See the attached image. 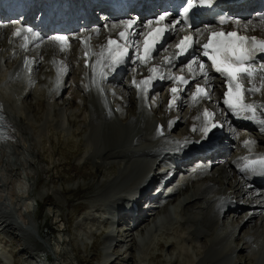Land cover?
Returning <instances> with one entry per match:
<instances>
[{"label": "rangeland", "instance_id": "374dc122", "mask_svg": "<svg viewBox=\"0 0 264 264\" xmlns=\"http://www.w3.org/2000/svg\"><path fill=\"white\" fill-rule=\"evenodd\" d=\"M146 6L149 7L147 4L145 7ZM160 15L161 14L157 17L145 18L140 16L137 22L145 24L144 19L154 18V20H157ZM96 16L97 14H95V17ZM96 19H98L96 21L102 22L99 18ZM128 19L129 21L136 20L131 17L120 19L119 16L116 21L124 22ZM24 20L25 19L20 15L18 16L19 23L22 24ZM45 21L47 20H43L42 22L44 23ZM84 22V20L79 19L81 27L85 25ZM6 23L9 22L6 21ZM243 24H250V22L246 20ZM243 24L242 28L245 27ZM58 26L67 28V30L72 28H69L66 24L64 26L63 20ZM240 26L241 25L237 27L239 28ZM109 28H112V26H109ZM256 28L260 29L257 32L264 37V25H261V27H253V30ZM202 29L203 28L197 29L196 33L200 35L203 31ZM79 32L82 33V30H79ZM31 33H33L32 30ZM45 33L46 34H42L44 35V40L50 39L51 41L52 38H57L56 35H48L50 33L52 34V32ZM69 33L70 35L73 34L71 30ZM63 34L57 35L67 39V35ZM250 34L255 36V33ZM30 36H32V34ZM139 37L140 36L136 39L138 40ZM8 39L9 33L1 35L0 51L3 49L6 50L10 46L8 45ZM20 39L22 38H15L14 41H19ZM139 40L141 43V38ZM16 43L18 46L19 43L25 44L23 42H14V44ZM76 44L82 45L81 41H76ZM173 44L174 42L170 46ZM38 46V44L31 46L27 48V50L25 49L21 54L19 47H14L10 55L13 59H2L4 69H7L6 73H16V83L14 82L11 85V83L9 84L6 82L1 87L3 94L1 95L0 93V104L2 103L1 107L9 114L7 117H9L11 122H13V124L15 123L17 127L15 137L17 138V142L12 145L4 146L0 152V264H264V208H257L261 199L252 197L253 206H250L245 196H241L239 199L237 197L240 204L236 207L234 212L236 213L238 211V214L244 213L248 214V216L256 213V217L250 223L242 227V230L241 225L245 221V217L237 219L233 218L232 215L228 217L227 214L222 217V219L220 218L217 228H220L223 234L214 242H210V238L208 239V237H205V235L210 236L212 234V231L209 230L207 226L208 222H199L197 223L199 226L197 224L183 225L184 223H182L191 218V216L193 217L191 212H194L191 209L184 210V205L186 203L185 199L193 194L192 189L196 188V186L203 188L215 182L214 179H216V176L213 175L214 168H218L222 172L224 171L225 174H229L230 178L225 179L221 185L219 183V185H217L218 187L213 191H218L220 193L221 190L224 191L225 189V191H229L228 194H230L233 192L232 187L237 184V179L241 182L244 181L240 175L234 171L237 164L236 161L233 163L232 159L236 157L234 155L239 150L236 148L239 142L236 143L237 140L234 139H241L240 145L242 146V135L230 133L234 139L223 138V140H225L224 145H222V143L220 150L213 156H210L215 159L213 162L215 161L216 164L212 163V166L210 162L205 163L203 160L205 163L204 167L200 170H193L202 173L206 171V177L209 178L206 179V181L205 179L200 180V182L195 181L192 183L193 186L190 182L186 181L187 179L181 181V175L176 173L177 170H181L178 167L169 178V187L166 185L168 187L166 192L173 188H177L179 192L171 199H165L164 196L160 195V192L158 193L156 191L145 198L141 202L142 214H144L143 218H148L150 222L142 233L135 232L134 238L127 237L124 231L127 230L128 227H134L135 223L131 220L118 219L115 221L114 219L116 218L115 211L123 205V200L127 197L125 194L128 193V189L134 190L137 188V185H134L140 182L139 180L137 181V178L140 177L139 174L144 172V170L150 169L151 162L153 163L154 161V163H156L160 155L164 154L166 151L167 153L173 151L175 155L178 152L181 153V150H158L151 158L149 156L139 157L137 155L136 157H129V159L123 157L115 160L118 162L112 163V161H110L111 159L106 156L104 157L102 153L100 156L104 158H90L93 153H91V149H94V146H97V142L100 140L104 141L113 138L112 140H116L117 143L120 142L118 146L121 148H126L127 150H140L150 145V142L146 141L144 142L145 144L137 142L139 137L138 131L145 130V128L150 127L154 122L161 123L166 121L170 124L173 120L172 130L168 129L165 131L166 135L161 140H167L166 146L173 147L175 145L177 148V144H179L178 139L180 136H183V134H189V128H193V130L192 135H190L187 140L193 141V138H195V141H198L199 139L197 140L196 138L204 135V132H194V128H196L194 125L196 124L198 127L201 123L203 128V121H205L206 116L198 111L199 108H188V106H186L187 98L181 102V113H179L178 110H174L171 114L167 115L164 105L166 104L165 99L162 100V103L159 99V94L163 96L166 92L165 89L162 90L165 85L155 90L153 88L154 85L159 83H152V93H149L151 90L148 91V94L145 96L146 98L142 99L139 95L140 91L138 87L135 88L134 86V81L138 80L140 82L148 78L149 74L146 71L151 67H149L150 64H148L147 69L143 70L144 74L140 77V72L136 70V68H139V65L136 63L134 64L137 57L133 58L131 62L133 65L131 68L135 69L133 73L134 79L130 78L132 77L133 70H127L126 74L123 75V73H120L116 79L111 80L114 82L105 84V82L99 80V77L95 74H88L87 78H82V73L86 74L83 72L85 67L82 66L83 64L77 59L75 62L71 60L72 58L75 59V55L73 56L75 50L71 53L72 55L67 54V57V55H59L60 53L55 54L52 45L45 44V48L42 51L37 48ZM168 46H162L160 50L164 47L165 51L160 52L159 50L157 54H155L158 50V48H156V50L152 52L151 58L154 60L157 59L158 61L161 59L164 60L165 57L169 56L165 55L168 54L169 51L171 52V48ZM83 49L86 51L87 47L83 46ZM138 53L140 52L138 51ZM76 54L78 55V53ZM154 54L155 57L153 58ZM196 54L197 53H195L194 59L196 58ZM39 57L40 60L37 63ZM89 59L93 62V57ZM59 60L63 64H61ZM85 60L86 59H83L82 63ZM70 61L72 62L71 65L73 69L69 67L72 75L67 83L71 85L72 79V87L70 86L67 92H62V95L60 94V90H58V92H56V94H58L57 98L48 96V91H43L44 85L47 83L46 77L50 76V71L54 72L55 68L58 70L66 69L68 67L66 62ZM181 61L182 59L179 62ZM193 61L194 60H189L185 64L186 70L192 74L194 70H190L189 66L192 65ZM179 62L175 63V65ZM160 63L156 64L155 62V65L159 66ZM33 65L37 70H32ZM99 65L104 69L102 61ZM199 66L200 63H194L193 65L194 68L201 71ZM19 68H22L23 71L21 74H23V76L19 75ZM179 68L180 66L177 65L169 72L174 74ZM89 69H91L90 66ZM87 70L85 69V71ZM206 70L207 69L204 68L202 73ZM159 72L161 74L162 71ZM196 73L198 72L196 71ZM1 74L2 73H0V75ZM113 74L115 75L116 72ZM122 75L123 77L120 78ZM203 75L201 76V74H199L197 79L200 80ZM76 78L79 80L84 79V84L88 83V85H86L87 87L85 86L84 88L86 91H83L87 93L86 99H89V96L91 99L95 97L94 109L97 107V110L100 109L103 112L108 110L107 113L111 111L110 113L112 114L109 113L108 116L106 114V120L103 118L101 119L99 116L91 118V113L88 112L90 111L89 108L78 110L79 106L72 103L74 97L70 98L69 96L73 93V95L77 97L78 95L76 94H79V91L74 87ZM6 79L5 77V80ZM30 79L32 81L31 84L28 83ZM104 81L106 80L104 79ZM168 81L170 82L171 80ZM249 82L247 85H249ZM263 83L264 81H256L255 85L261 84L264 86ZM126 84L127 86L130 85L128 88L129 91L126 89ZM23 87L24 89L29 88L32 93L29 96L21 97L20 93H22ZM90 89L91 91L88 92ZM210 90L212 91L210 98L207 102L205 101L206 103H203L208 112L210 114L212 113L211 115L216 119V117H221L220 111L216 113L214 109L215 104H217L216 97L218 96V92L214 88ZM262 90L264 91V88ZM17 92L20 96L16 94ZM127 92H134V96L130 94V98H133V101L135 100L132 107H127V104L122 102L128 98ZM261 92L260 90L258 95H261ZM262 99H264V97ZM38 100L44 104V109H42V111L37 110ZM118 100H121V103ZM252 100L249 99L248 101L246 99V101H244L250 103ZM201 101L202 99L200 102ZM183 105L185 106L183 107ZM116 108H119L117 113L115 112L117 111ZM113 109L116 110L112 112ZM190 109H192V111ZM194 110L198 112L195 113V115L192 114L195 112ZM256 112L259 113L257 108ZM200 115L202 118H200ZM146 116L150 121L148 120V123L145 122L146 124H144V121H147ZM225 117L228 118V115ZM226 118L222 121H226ZM253 119H251V122H253ZM257 121L262 123L264 120L257 118ZM223 122H221L220 125H223ZM93 125L94 127H92ZM228 125V127H231L230 123H228ZM258 127L259 125L256 126V129ZM95 128H97L99 133H92ZM251 128L252 124L250 123V127L246 129H249V131L253 130ZM246 129L240 125L238 129H235V132H243L248 136L249 131ZM263 129L264 125L254 132L255 136L252 135V133L250 134L252 137L249 135L248 138H256L257 132L260 133ZM90 130H92V132ZM103 135H105L104 138ZM261 135H263L262 138L255 139V143H264V133ZM201 140L210 141L212 140V136ZM90 141L91 143L94 142L91 145L92 148L87 150L88 148L86 147H90V145H86H88L87 143L91 144ZM195 141L191 142L190 145L198 149L197 143L199 141ZM175 142H177V144H175ZM263 143H260L258 147L255 145H247V149L250 147L254 149V152L259 153L258 148L263 151ZM216 144L217 143H215L214 146ZM78 148L82 150L79 153L77 152ZM85 151H88V155L83 154ZM219 152H221L220 155L222 156H217ZM240 154L241 152L239 155ZM168 156L169 155L165 156V154L162 155L163 161H161L159 166L156 165L160 172H165L166 168H169L172 164L173 161L170 160ZM122 159H124L123 161L125 163L119 161ZM192 160L191 158L189 161L191 162ZM83 162L85 163L83 164ZM96 167H102L104 170H107L108 174L106 176L102 174L100 177H97V179H85L86 175L94 172ZM143 167L144 169L142 170ZM209 171H211V174ZM168 176V174H164L161 178L157 177L155 182L156 188L161 186L163 178H167ZM244 183L240 184V189L238 192L236 191L238 196L239 194L243 195L242 192L246 190V186L248 187L247 182L244 181ZM243 185H245V187ZM88 186H90L91 189H87ZM182 186H185V188L180 190L179 188ZM149 188L155 190L153 185H150ZM118 190L119 193L123 194L122 197H119L121 201L120 204H118L120 201L118 202L115 200V194L118 193ZM250 191L254 193L255 189H251ZM78 193L80 195H78ZM167 194H169V192ZM157 202L160 205L156 209L157 215L153 216V212H151L153 211L152 206ZM126 204L124 207L128 208L129 203ZM161 205L162 207H160ZM225 206L227 205L222 204L221 209H224ZM234 212L233 214H235ZM195 214L197 213L194 212V215ZM209 214L213 216L214 213ZM201 216L202 215H199L200 218L204 216L203 218L206 219L205 215ZM207 217L209 221V216ZM229 225H232L233 228L237 227V230L235 229L236 232L234 230H228L227 227ZM5 226L6 228H4ZM195 228L200 230L198 239H193L194 235L191 234ZM108 235H112V243L110 242V244ZM160 244L163 245L162 248L159 246ZM232 248H234V250H232ZM213 250L216 255H214ZM157 255H160V258H157Z\"/></svg>", "mask_w": 264, "mask_h": 264}, {"label": "bare ground", "instance_id": "6f19581e", "mask_svg": "<svg viewBox=\"0 0 264 264\" xmlns=\"http://www.w3.org/2000/svg\"><path fill=\"white\" fill-rule=\"evenodd\" d=\"M24 0H0V37H1V35L2 34H6V33H9V44L8 45H10L6 50H2V51H0V73H2L1 75H0V93H1V95L3 94V91H1V87L7 82V83H11V85H12V83H14L15 82V75H16V73H6V71H7V69H4V66H3V64H2V59L3 58H6V59H13L10 55H11V51H13L14 50V47H19V51H20V54L26 49L27 50V48H30L31 46H34V45H36V44H38L39 46L37 47L40 51H42L44 48H45V44H48V45H52V47H53V50H54V53L56 54V53H60L59 55H67V54H70V55H72L71 53L72 52H74V50H75V54H73V56L74 55H76V53H78V55H80L79 57H78V59L82 62L83 61V54L85 53V52H89V51H92L93 52V55L91 56V57H93V62H92V65L90 66V71L89 70H87V71H85V69H84V71L83 72H88V73H93V74H95V75H97V77H99L98 79L99 80H101L102 82H104V77L106 76V75H108L109 74V72H113V70H117V67L118 66H116V65H114V56L115 55H113V54H110V55H106V56H104L103 55V49H105L106 48V46L108 45V40L109 39H112V37H118V33L120 32V31H122V30H124V24H126V23H123V22H120V21H116V19L119 17V16H122V14H116V13H109V15H108V17L106 18L105 17V21L104 22H102V23H96L95 22V24L97 25V26H92V23H90V21H89V19H88V17H86V19H87V21H88V23H87V27H85V28H90V27H96V28H94V29H91V30H89V29H84V28H81V27H79V25H76V26H73L70 30L72 31V35H70V34H67L68 32H67V28H63V27H60V26H58L59 24H60V22L63 20V16H64V14H58V16H59V19L58 20H55V22H54V17H50V20L49 21H45L44 23H45V25H44V27H42L41 29L42 30H40V32L37 34V38L36 39H33V37L32 36H30V37H28L27 39H28V41H25L24 43V45L23 44H21V43H19V46H18V44L16 43V44H14V42H18V41H14V39H13V34H14V31H15V27H18V26H20L19 24H16V25H13V23L12 24H7L6 23V21L7 22H9V19H11V18H13V17H16V15L18 14V12L20 13V12H22L23 13V11L24 10H22V6H24L23 4H22V2H23ZM29 1H32V0H29ZM60 1V2H59ZM92 1H95V2H97L98 4H102V1L103 0H92ZM151 1H154V0H151ZM104 2V1H103ZM145 2H146V0H139V2H138V0H135V2H134V4L131 6V8H130V11L131 10H135V11H139V15L142 17V18H145V17H153V15H152V12H153V6H150L149 5V7L148 6H146L145 7V5H142L141 6V8L144 10V9H146V8H148L146 11L144 10H140V4H145ZM263 2V1H262ZM24 3V2H23ZM92 2H90V0H86L85 1V5H90ZM116 3V2H115ZM19 4V5H18ZM22 4V6L20 7V5ZM30 4H34V1L33 2H31ZM61 4H62V0H54L53 1V5H52V7L54 8V7H58V8H60V7H62L61 6ZM106 4V3H105ZM157 5H158V3H157ZM159 7H161V5H159ZM6 8H8V9H10V11H9V13L8 14H6V13H4L3 11H5V10H7ZM28 8H32V5H28L27 6V9ZM162 8V7H161ZM229 8H231V7H229ZM155 9V8H154ZM227 10H228V8H226ZM96 10H101L99 7L96 9ZM152 10V11H151ZM79 10L78 9H74V13H75V17H77V12H78ZM102 12H104V11H107V10H101ZM7 12V11H6ZM34 12H35V10H34ZM32 13V12H30V14H29V16H30V18H29V21L27 22V24H25L26 26H24V24L23 25H21L20 27L23 29V34L25 33V32H27V30H28V27L29 28H32L33 27V29H36V26H35V24H31V20H32V16H34V15H36V13ZM91 12H94L93 10H87V11H84V13L86 14V15H92V13ZM44 13H45V11H39L38 12V15H36L37 17L39 16V15H44ZM127 13V12H126ZM125 13V14H126ZM26 14V12H24L23 13V15H25ZM84 14V15H85ZM93 14H95V13H93ZM161 15H166V19L163 21V23H168L170 20L172 21V19H173V21H177V22H179V23H177V26H176V28L173 30V33H174V35L175 34H177V33H179V31H180V28L182 27V24H181V22L179 21V19H174L173 17H172V15L171 14H169L168 12H166V13H164V14H162V13H160ZM160 15V16H161ZM159 16V17H160ZM102 18H104V16H102ZM158 19V18H157ZM40 20H46L45 18H43V19H41L40 18ZM35 21V20H34ZM64 21V20H63ZM152 22H154V19L153 20H151V19H148L147 20V22L145 23V24H140V23H135V24H132V26H131V28L129 29V31H130V33H131V38L132 39H130V41L131 40H134V39H136L138 36H141V39H142V37L148 32V30H149V25L152 23ZM36 23H38V22H36ZM113 25L114 24V27H112V28H106V27H108V26H110V25ZM250 24H252V25H250ZM250 24H246V25H244L245 27L244 28H242V25L239 27L240 29V31H242V32H244L245 34H248V35H251V36H253V37H255L253 34H250L248 31H249V29H251V27H252V29H253V27H257V26H260L261 27V25H264V24H262V23H260V22H254V23H250ZM118 28V30H116L115 32H114V29H117ZM14 29V30H13ZM38 29V28H37ZM237 29V28H236ZM257 29V28H256ZM58 30H60V31H58ZM79 30H82V33H80L79 32ZM25 31V32H24ZM45 32H62V33H64V34H66L67 36V39H66V41L67 42H69V43H71V45H69L68 43V45H69V47H68V45L67 44H62V43H60V41H58L57 39H55V38H52L51 39V41H50V39L49 40H44V35H42V34H46ZM142 32V33H141ZM61 34V33H60ZM88 36H90V37H88ZM93 36V37H92ZM79 37H82V40H81V43H82V45H77L76 44V41H78V39H79ZM179 38V37H178ZM178 38H176L175 39V43L172 45V46H170V48H171V54H174V56L171 58V63H168V62H165V59L163 60V59H161L160 60V65L158 66V65H155V66H153V67H155L156 69H158V68H161V67H164L165 68V70H168V68L166 67V65H168L169 67H172V66H174L175 65V63H177V62H179L181 59L179 58V54L176 52V51H174V50H172V47L173 46H175V44H176V42L178 41ZM256 38H259V39H264V37L262 36V35H258V36H256ZM107 40V42L105 43V41ZM105 43V44H104ZM72 45H74V46H72ZM104 45H105V47H104ZM83 46H86L87 47V50L86 51H84V49H83ZM160 46V45H159ZM159 48V47H158ZM18 49V48H17ZM77 50V51H76ZM80 52V53H79ZM200 51H196V58H195V63L196 64H198V63H200V64H203L204 65V68L205 69H207L204 73H209L207 76H209V77H206L205 78V81H206V84H207V86L209 87V89H211V88H214V89H216L217 90V92H218V96L216 97V103H217V108L218 109H221L222 111H225V112H227V113H229V111L226 109V106H228L224 101H225V99H224V96H223V89H222V81L220 80V79H223L221 76H218V77H215L214 75H212L210 72H209V69L206 67V65L204 64V63H202V61H201V58H200V53H199ZM18 53V52H17ZM7 54V55H6ZM140 54H142V53H140ZM169 54V53H168ZM168 54H166V55H168ZM126 55V54H125ZM165 55V56H166ZM14 56H15V54H14ZM100 56V57H99ZM67 57H68V55H67ZM150 59H152V58H150ZM148 60V61H151V60ZM39 60H40V57H39V59L37 60V63L39 62ZM58 60V59H57ZM76 60V59H75ZM153 60V59H152ZM43 61V60H42ZM60 61V60H59ZM79 61V62H80ZM101 61L103 62V64H104V69H103V67L101 68V66L99 65V63H101ZM58 62V61H57ZM61 62V61H60ZM106 64H105V63ZM112 64H111V63ZM36 63V62H35ZM36 63V64H37ZM59 63V62H58ZM67 63V62H66ZM126 63V61L123 63V64H125ZM137 64V65H142L143 63H141V61H140V59H136L135 61H134V64ZM43 64V63H42ZM61 64H63L62 62H61ZM72 64V62L70 61L69 62V65H71ZM151 64V63H150ZM30 65H31V62H30ZM39 66V65H38ZM150 67V66H149ZM153 67H151V68H153ZM33 69V71H35V70H37V69H35V67H34V65H33V67H32ZM59 68H61V67H59ZM20 69V68H19ZM56 69V68H55ZM69 68H66V69H64V70H62L61 72H58V71H54L53 72V76L52 77H55V78H60L61 76H67V80H66V83H65V90H66V92H67V90L70 88V86L72 87V79H71V85H68V83H67V81H68V79H70V77H71V75H72V73H71V69H69ZM140 70V71H143V70H146L147 69V67H145V68H137L136 70ZM149 69L150 68H148L147 69V73L149 74V76H152L153 78H152V80H151V83H150V85H153L152 83L154 82V80L156 79V75H155V73H152V72H150L149 71ZM190 69V68H189ZM130 70H133V72H132V77H130V78H133V73L135 72V69L134 68H131ZM23 70H22V68L20 69V71L18 72L19 73V75H22L23 76V74H21V72H22ZM121 73H123V69H122V72ZM204 73H202V71H198V73H196L195 75H193L192 76V74L190 75L191 77H196V79L198 78V75L199 74H201V76L204 74ZM120 74V73H119ZM11 75V76H10ZM80 75H81V73H80ZM88 74H83L82 73V78L83 77H85V78H87L88 76H87ZM205 75V74H204ZM25 76V75H24ZM119 75H112V76H110L109 75V77H108V79L107 80H109L110 81V83L111 82H114V81H111V80H114V79H116L117 77H118ZM5 77L7 78L6 80H5ZM49 77V76H48ZM123 77V75L120 77V78H122ZM120 78H118V79H120ZM171 78L172 77H170V76H168L167 77V79L168 80H171ZM175 78V77H174ZM173 78V80H175ZM26 79V78H25ZM48 78L46 77V80H47ZM134 79V78H133ZM147 78H145L144 80H146ZM84 80V79H83ZM83 80H79L78 78H76L75 79V85H74V87H75V89H77L78 91H79V94H76V95H78L77 97H75L74 95H73V93H72V95L71 96H69L70 98L71 97H74L73 99H72V103H74V104H76L77 106H79V108H78V110L79 109H83V108H89V110L90 111H88L87 109H85L86 111H88L89 113H91V118L92 117H94L95 118V116H99L101 119L103 118V119H105L106 120V114H107V116H108V114L111 112V111H109V113H107L108 112V110L107 111H101L100 109H98L97 110V107L94 109V107H95V97H92V99H91V97L89 96V99L87 98L86 99V92H84L83 90H85L84 88H85V84H84V82H83ZM176 81V80H175ZM249 81H251V79H247V81H246V83L248 84V82ZM253 81H254V83L256 84V81L253 79ZM53 82H54V80L52 81H50V84H48V82L44 85V90L43 91H49V89H50V86L53 84ZM16 83V82H15ZM28 83H32V81H31V79L28 81ZM140 82L138 81V80H136V82H135V88L137 87L136 85L137 84H139ZM128 84V83H127ZM127 84H126V89L128 90V88H129V85L127 86ZM159 85V84H158ZM158 85L156 84V85H154L153 86V88H154V90L156 89V88H158ZM27 86V85H26ZM160 86V85H159ZM56 87V86H55ZM59 87H61V85H57V88H59ZM87 87V86H86ZM19 89V88H18ZM24 87L22 88V93H20L21 94V97L23 96V97H25V96H29L31 93H32V91L28 88H25L24 90ZM72 89V88H71ZM30 90V91H29ZM254 90V89H253ZM46 91V92H47ZM86 91V90H85ZM129 91V90H128ZM252 90H250V92H251ZM107 92H109V91H107ZM110 93H112V92H110ZM128 93V98L126 99V100H124V101H122V102H124V103H126L127 104V107H132L133 106V103H134V101H133V98L131 99L130 98V94H131V96H134V92H127ZM17 95H18V92L16 93ZM146 94H148V92H147V88L145 89V87L143 86V85H141V89H140V93H139V95L143 98V97H145L146 96ZM0 95V96H1ZM9 95V94H8ZM8 95H6V96H8ZM57 95L58 94H53L52 96L53 97H55V98H57ZM112 95V94H111ZM166 95H167V97H166ZM18 96H20V95H18ZM116 96V95H115ZM136 96V95H135ZM139 96V97H140ZM169 96H171V95H169ZM166 97V98H165ZM112 98V97H111ZM165 98V100L168 98V90H166V92L164 93V95L162 96V94L160 95L159 94V99L161 100V103H162V100ZM116 99V98H115ZM134 99H135V97H134ZM145 99V98H144ZM251 99V98H250ZM70 100V99H69ZM89 100V101H88ZM113 100V99H112ZM111 100V101H112ZM159 100V101H160ZM252 100V99H251ZM261 99H259L258 98V100L257 101H255V100H252L250 103H247V102H245L244 101V99H243V102L241 103V104H245V105H251L252 107H253V109H254V111H243V110H241L240 108H237V109H235V111H239L240 112V114L241 115H244V114H248L249 115V117H247V116H245L244 115V118L245 119H247V120H251V119H253V118H255L256 117V114H258V112H256V108H257V110L259 111V113H263L264 114V101H260ZM114 101V100H113ZM116 101V100H115ZM120 103H121V100H118ZM156 101V100H155ZM176 101V100H175ZM143 102V101H142ZM166 102H167V100H166ZM207 102V101H206ZM206 102H204V103H206ZM136 103V102H135ZM260 103H262V105L260 104ZM114 104V103H113ZM143 104V103H142ZM2 105V103L0 104V106ZM137 105H138V103H137ZM136 105V106H137ZM140 105V104H139ZM165 105V104H164ZM37 106H38V111H42V109H44V104H43V102H41L40 100H38V102H37ZM114 106H115V104H114ZM122 106V105H121ZM161 106V105H160ZM138 107H140V106H138ZM165 112L167 113V115L168 114H171L173 111H174V108L172 107V108H169V107H167L166 105H165ZM117 109V108H116ZM116 109H113V111L112 112H114ZM205 109H207L206 107H205V105H203V107L202 108H199L198 109V111H200V112H202V115H204V110ZM95 110H97V111H95ZM105 110V109H104ZM118 110H119V108L117 109V111H115L116 113L118 112ZM191 111H192V109H190ZM194 111H196V110H194ZM4 113L5 114H7L5 111H4ZM110 114H112V113H110ZM224 114H226V113H224ZM9 114H7V116H8ZM227 115V114H226ZM110 116V115H109ZM252 116V117H251ZM111 117V116H110ZM229 117H230V120H234L233 118L231 119V116L229 115ZM98 118V117H97ZM146 118H147V121H144V124H146V123H148V117L146 116ZM257 118H259V117H257ZM108 120V119H107ZM173 120V119H172ZM93 121H94V119H93ZM127 121V120H126ZM150 121V120H149ZM146 122V123H145ZM173 122H174V120L173 121H171L170 122V124L168 123V122H166V121H164V122H161V124L160 123H158V122H154L150 127H147V126H145V127H147V128H145V130H141V131H138V135H139V137H138V139H137V142H139L140 144H143L144 142H146V141H148V142H150V145H148V146H146V147H143V148H141L140 150H131V149H126V148H121V147H119L118 146V143H120V142H116V140L114 141V140H112L113 138H111V139H109V140H100L99 142H97L98 143V145L97 146H94L95 148L94 149H91L92 148V144H93V142L91 143V141H90V143L91 144H89V143H87L88 145H86V146H89L90 145V147H86V148H88L87 150H90L91 149V153H92V155L90 156V158H92V157H98V158H104L105 156L107 157V158H110L111 160L110 161H112V163H116V162H118V161H115V160H118V159H120V158H125V157H127L128 159H129V157H136L137 155L140 157H142V156H146V157H150L151 158V156L152 155H154V154H156V152L159 150L158 149V147L157 146H155V145H157L156 143L158 142V141H156V139L158 138V134L159 135H161V131L163 132V131H167L168 129L169 130H172L171 129V126H172V124H173ZM201 122H202V119H201ZM12 123V122H11ZM76 123V122H75ZM234 123V122H233ZM246 123L247 124H244V126H242L244 129H246V128H249L250 127V123L248 122V121H246ZM264 125V122H262V123H260V125H259V127H263V125ZM203 128H202V124L200 123L199 124V126L197 127V125L195 124L194 126L196 127V128H194V132L195 131H200V132H205L206 130L205 129H207V126H206V123H205V121H203ZM230 125H231V127H232V124L230 123ZM87 126V125H86ZM117 126V125H116ZM16 126H15V123H14V128H15ZM92 127H94V125L92 126ZM102 127H104V126H102ZM105 127H107V126H105ZM112 127V126H111ZM110 128V127H109ZM109 128H107V129H109ZM117 128V127H116ZM16 129H17V127H16ZM92 129V128H91ZM106 129V130H107ZM113 129V128H112ZM110 130V129H109ZM114 130V129H113ZM189 134H183V136H180V138H179V144H178V146H177V148L176 149H174L173 147H175V145L173 146V147H169V148H165V149H162L161 151H165V150H177V151H180L181 150V153H177V158L178 159H176L175 158V160H176V162L177 163H179V162H181V160L182 159H185V158H187L186 156H185V153L186 152H190V151H193V150H196L195 148H193V147H191V142H193L192 140H187L188 139V137H190V135H192V130H193V128H189ZM17 131V130H16ZM91 132H92V130H90ZM108 131V130H107ZM236 130H233L232 132H230L231 134H234V133H238V134H240V135H242L243 136V138H242V142L244 141L245 142V140H247V139H249L248 138V136H247V134L246 133H243V132H235ZM263 131H264V129H263ZM262 131V132H263ZM90 132V133H91ZM98 131H97V128H95L94 130H93V134H96ZM99 133V132H98ZM101 133V132H100ZM119 133V132H118ZM134 133H135V131H134ZM103 134V133H102ZM105 134H106V132H105ZM108 134H109V132H108ZM117 134V133H116ZM115 134V135H116ZM133 134V133H132ZM156 134V135H155ZM182 134V133H181ZM180 134V135H181ZM137 135V134H136ZM104 136L105 135H103V138H104ZM118 136L120 137V135L118 134ZM134 136V135H133ZM90 137V136H89ZM112 137V136H111ZM102 138V137H101ZM107 138H110V137H107ZM115 138V137H114ZM117 138V137H116ZM137 138V137H136ZM120 139V138H119ZM96 140H98V139H96ZM118 140V139H117ZM121 140V139H120ZM131 140V139H130ZM136 140V139H135ZM15 141L17 142V140H15L14 139V141H12V140H8L7 142H5L4 144H3V146L4 145H12V144H15ZM132 141V140H131ZM263 141H264V138H263ZM134 142V141H133ZM132 142V143H133ZM178 142V141H177ZM177 142H175V144H177ZM165 143L166 142H161L159 145L161 146H163V145H165ZM185 143V147H184V149L182 150L181 148H180V146L182 145V144H184ZM96 144V143H95ZM102 144H103V147H102ZM128 144H130V143H128ZM145 144V143H144ZM231 144V143H230ZM218 144H216L215 146H217ZM85 146V145H84ZM168 146V145H167ZM246 147H247V145H246ZM220 148H221V145H219V146H217V150H216V152H218L219 150H220ZM81 148H78L77 149V152L79 153V152H81L82 150H80ZM258 150L259 151H261L259 148H258ZM1 151H2V149H1ZM241 152V151H240ZM103 154V156L101 157L100 156V154ZM83 154H86V155H88V151H85V152H83ZM167 154H169V152L167 153ZM221 154V152H219L218 154H217V156H222V155H220ZM74 155V154H73ZM82 155V154H81ZM202 155H205V152L204 153H202ZM212 155H214V154H212ZM239 156V162H236V164L238 165V167L239 166H241V170H238L239 172H237V173H239L240 175H241V177H242V179H245V180H247L246 182L248 183V184H251V183H249L248 181H249V177L247 176V174H246V168L249 166V165H251V164H254L256 161H258V160H260L259 158H264V152H251V151H249L248 152V149H246L245 151H243V152H241V154L240 155H238ZM131 158H130V160H131ZM203 158H199V160L198 161H196V162H198V164L199 165H201V164H204V161L202 160ZM107 160V159H106ZM124 159H122V160H119V161H123ZM129 160V161H130ZM124 162V161H123ZM85 162H83V164H84ZM125 163V162H124ZM128 164V163H127ZM173 164V163H172ZM213 164H216L215 163V161L213 162ZM213 164H212V166H213ZM175 165L176 166H178V164H176L175 163ZM199 165H196V166H199ZM83 166V165H82ZM127 167V166H126ZM145 167V166H144ZM144 167L142 168V170L144 169ZM211 169H212V167H211ZM231 169V168H230ZM84 170V169H83ZM95 171L94 172H92V173H90V174H87L86 175V177H85V179H97V177H100V175H102V174H104L105 176L108 174V172H107V170H104L102 167H96V169H94ZM149 171V169H147V170H144V172H148ZM231 171V170H230ZM235 171V170H234ZM144 172H142L141 174H139V176L140 177H138L137 178V181L139 180V181H141L142 180V177H143V174H144ZM150 172V171H149ZM210 172V174H211V171H209ZM194 174H196L195 176H193L192 177V179H190L188 182H190L191 184L192 183H194L195 181H197V182H200V180H203V179H205V181H206V179H209V178H207L206 176H207V173H206V171H205V173H202V172H194ZM193 175V174H192ZM213 175L214 176H216V179H214V181L215 182H213V183H210L208 186H204L203 188H200V187H198V186H196V188H194V189H192V191H193V194H191L187 199H185L186 200V203H185V207H184V210H189V209H191V210H193L195 213H197V214H195L194 215V212H191L192 214H193V217L191 216V218H189V219H187V220H185V222H182V223H184L183 225H186V224H197V223H199V222H202V223H205V222H208V227H209V230H211L212 232V234L210 235V236H207V235H205V237H208V239H209V241L210 242H214V241H216V239H218V238H220V236H222V234H223V231L221 232V230H220V228H217L218 226V221H219V219H220V217L222 218V217H224V216H226L227 214H225L224 212L222 213V209H221V207H222V204L223 205H225L224 203H226V201H227V198L229 197V196H231L230 194H227L228 192H226L225 191V189H224V191H220V193L218 192V191H213L216 187H218L217 185H219V183H220V185L225 181V179H229L230 177V175L229 174H225L224 173V171L222 172L220 169H218V168H214V172H213ZM239 176V175H238ZM184 178L182 179V181H184L185 179H186V176H183ZM200 177H201V179H200ZM84 178V177H83ZM134 178V177H133ZM232 178V177H231ZM234 178V177H233ZM237 178V177H236ZM134 180H136V179H134ZM234 180H236V179H234ZM187 181V180H186ZM230 181V180H229ZM232 181V180H231ZM236 182V181H235ZM237 182H238V179H237ZM187 183V182H186ZM189 183V184H190ZM244 183V181L243 182H240V183H237L235 186H233L232 187V189H233V192H232V195L233 194H235L236 195V191L238 192V190L240 189L239 188V185L240 184H243ZM247 184V185H248ZM128 185V184H127ZM192 186H193V184H192ZM244 187H245V185H243ZM241 187H242V185H241ZM249 187V186H248ZM87 188V187H86ZM185 188V186H182L181 188H179L180 190H183ZM250 189H247L246 188V190L245 191H243L242 192V196H245L247 199H248V205H250V206H253V203H252V201H253V198H257V199H261L260 200V202L258 203V205H257V208H260L261 209V207L262 208H264V187L263 186H261V187H258V188H256L255 186L254 187H249ZM256 188V189H255ZM87 189H91V187L90 186H88V188ZM130 189V188H129ZM128 189V193H127V197L129 198V200L131 199V200H134V201H137L136 199L137 198H135L136 197V195H138L137 193H135L134 195L135 196H133V194H132V192H134V190H129ZM152 189V188H151ZM151 189L148 187L146 190H143V191H140V194H141V198H140V201H139V203H141L142 202V200H144L145 198H147L150 194H151V192H155V190H152L151 191ZM231 189V188H230ZM229 189V190H230ZM251 189H255V192L253 193V192H251L250 190ZM82 190V189H81ZM84 190V189H83ZM120 190V189H119ZM119 190H118V193H116L115 194V197H116V199L115 200H117L118 202L120 201L119 200V197H122V193H119ZM244 190V189H243ZM127 191V190H126ZM232 191V190H231ZM179 192V190H177L176 189V191L175 192H173V194L174 195H170L169 197H167V198H173V196H175L176 195V193H178ZM79 193H81V192H79ZM78 193V195H80ZM75 194V193H74ZM121 194V195H120ZM240 195V194H239ZM248 195H249V197H248ZM77 196V195H76ZM82 197V196H81ZM133 197V198H132ZM253 197V198H252ZM237 198V197H236ZM50 200V199H49ZM184 200V201H185ZM249 200H250V202H249ZM71 201V200H70ZM121 203V201L118 203V204H120ZM126 203H130L129 201H124V204L123 205H121V207L120 208H116L115 210L117 211H115V215H116V218H117V220L118 219H125V220H131V221H133L134 223H135V226L134 227H128L127 228V230H125L124 231V233L127 235V237H135V232H143L144 230H145V227L149 224V222H150V220L147 218V219H145V218H143V216H144V214H142V212L141 211H137L138 212V216L137 217H135V214H136V210H132V209H129V212L130 213H133L134 214V216H131L129 213H128V208H125L124 206H125V204ZM127 205V204H126ZM159 205L160 204H158V202L157 203H155L154 204V206H152V208H153V211H151V212H153V216H156L157 215V212H156V209L159 207ZM85 207V206H84ZM160 207H162V205L160 206ZM220 207V208H219ZM238 209V208H237ZM85 210H88V209H85ZM187 212V211H186ZM238 212V211H237ZM235 213V214H233V213H231V214H228V217L229 216H233V218H242V217H245L244 219H245V221L243 222V224L241 225V230H242V227H244L247 223H250L255 217H256V213H253L252 215H250V216H248V214H244V213H241V214H238V213ZM184 213V212H183ZM209 213H214L213 214V216H211ZM191 214V215H192ZM186 215V214H185ZM199 215H205L206 217V219H204L202 216V218H200L199 217ZM258 215V214H257ZM187 216V215H186ZM207 216H209V221L207 220L208 219V217ZM127 217H129V218H127ZM188 218V217H187ZM6 222H7V220H6ZM1 224H3V223H1ZM198 225V224H197ZM197 225H195V226H197ZM199 226V225H198ZM197 226V227H198ZM4 228H6V226L4 227ZM226 228V227H225ZM237 227H232V225H229L228 227H227V229L228 230H234L235 232H236V229ZM223 229V228H222ZM236 229V230H235ZM225 230V229H224ZM234 231H233V233H234ZM191 234H193L194 236H193V239H198L199 238V234H200V230L198 229V228H195V230H193V232L191 233ZM109 236V240L110 239H112V235H108ZM235 237V236H234ZM172 246H174L173 244H171ZM215 245V244H214ZM161 248H162V244H160L159 245ZM216 246V245H215ZM232 250H234V248H232ZM213 253H214V250H213ZM214 255H216L215 253H214ZM155 257V256H154ZM157 258L159 257L160 258V255H157L156 256ZM88 262V261H87ZM237 264V263H236Z\"/></svg>", "mask_w": 264, "mask_h": 264}, {"label": "snow or ice", "instance_id": "6c2138e0", "mask_svg": "<svg viewBox=\"0 0 264 264\" xmlns=\"http://www.w3.org/2000/svg\"><path fill=\"white\" fill-rule=\"evenodd\" d=\"M187 2V0H186ZM210 2V0H209ZM194 7L193 4H188V7H185L183 9L184 14L186 15L189 12V9ZM166 19V15H161L158 20L156 21V24H159L161 21H164ZM134 21L127 22L124 25V30L119 33V39L120 41H123V47L126 50L128 46V40L129 35L128 30L131 28ZM179 23V22H178ZM239 24V21L236 22ZM149 32L144 35L142 46H143V52L138 56V59H140L141 63H146L150 58L153 51L156 50L155 46L157 41L160 37L163 36L165 31H169L170 29L165 28H157L154 27L152 24L149 25ZM21 29H17L14 32V35H20ZM33 39L37 38V34H32ZM58 41H60L62 44H66V38L65 37H57ZM193 44H199V40H193V37L190 35L183 36L179 42L175 45L177 49H179L178 54H184L186 53L190 48L193 47ZM108 51L112 52L113 49L110 47L112 45H116V53L114 56V62H119L120 57L123 55L119 51L121 45L119 41L109 39L108 40ZM140 46L137 45V50L139 51ZM204 48V56L209 57L213 61V64L215 65L217 72H222L226 74L229 77V92L225 93V96L227 97L225 99V103L228 104V106L232 109L240 108L243 111H254L253 107L251 105H245L241 104V95L239 94L240 85L236 84L237 89V95L235 97V101L233 100V94H232V82L237 79L238 73H245L247 75H251V69L245 67L242 63L243 60H246L250 57L251 52L253 50H259L264 52V40H257L256 37H248V36H242L238 35L236 32H212L210 38L208 39L207 43L203 44ZM209 49L212 50V55L209 53ZM165 61L168 63H171V59L169 57H165ZM195 63V61H193ZM200 70L204 71V65L200 64ZM191 70V66H189ZM150 72L155 73L157 69L155 67L149 69ZM206 75V73H204ZM152 76H149L146 80L140 81V83L137 85V87H140L143 85L145 89L147 86L151 83ZM177 81L186 83L185 78L183 76H176L174 78ZM135 83V81H134ZM171 92L173 93V100L175 99V93L177 92V88H172ZM197 94H202L204 97H208V92L200 87L197 86L196 89ZM197 98L196 95L193 96V100ZM172 107V101L169 102V108ZM204 115L206 117L210 116L211 114L208 112L207 109L204 110ZM264 122V121H262ZM215 127V125H213ZM246 145L251 143L250 141L244 142Z\"/></svg>", "mask_w": 264, "mask_h": 264}]
</instances>
